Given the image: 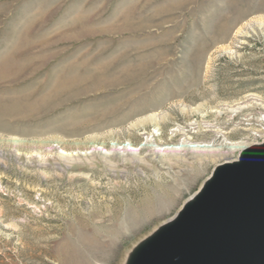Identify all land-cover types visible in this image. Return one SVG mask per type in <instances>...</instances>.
<instances>
[{
    "label": "rangeland",
    "instance_id": "obj_1",
    "mask_svg": "<svg viewBox=\"0 0 264 264\" xmlns=\"http://www.w3.org/2000/svg\"><path fill=\"white\" fill-rule=\"evenodd\" d=\"M263 140L264 0H0V264H126Z\"/></svg>",
    "mask_w": 264,
    "mask_h": 264
},
{
    "label": "water",
    "instance_id": "obj_2",
    "mask_svg": "<svg viewBox=\"0 0 264 264\" xmlns=\"http://www.w3.org/2000/svg\"><path fill=\"white\" fill-rule=\"evenodd\" d=\"M126 264H264V142L218 165Z\"/></svg>",
    "mask_w": 264,
    "mask_h": 264
},
{
    "label": "bare ground",
    "instance_id": "obj_3",
    "mask_svg": "<svg viewBox=\"0 0 264 264\" xmlns=\"http://www.w3.org/2000/svg\"><path fill=\"white\" fill-rule=\"evenodd\" d=\"M140 123H141V122H140ZM262 142H264V141H262ZM256 144H260V143H256ZM253 145H254V144H253ZM243 149H245V148H243ZM243 149H242V150H243ZM220 165H221V164H220ZM205 182H206V181H205ZM205 182H204V183H205ZM204 183L202 184V186L204 185ZM202 186H201V187H202ZM201 187H200V188H201ZM200 188H199V190H200ZM199 190H198V191H199ZM198 191H197V192H198ZM197 192H196V193H197ZM196 193H194V194H193V195H192V196H191V197H190V198H189V199H188V200L182 205V207H183L187 202H189V201H190V200L196 195ZM182 207H181V208H182ZM180 210H181V209H180ZM178 212H179V211H178ZM178 212L176 213V215L178 214ZM176 215H174L169 221L164 222V224H162L161 226H163V225H165L166 223H168V222H170L171 220H173V219L176 217ZM161 226H159L156 230H158ZM156 230H155V231H156ZM155 231H154V232H155ZM144 240H145V239H144ZM142 242H143V241H142ZM142 242H141V243H142ZM127 262H128V260H127Z\"/></svg>",
    "mask_w": 264,
    "mask_h": 264
}]
</instances>
